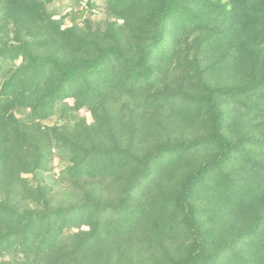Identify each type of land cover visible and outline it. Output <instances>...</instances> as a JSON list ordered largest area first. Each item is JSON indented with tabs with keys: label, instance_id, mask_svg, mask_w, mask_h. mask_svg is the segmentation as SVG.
I'll return each mask as SVG.
<instances>
[{
	"label": "trees",
	"instance_id": "16d2710c",
	"mask_svg": "<svg viewBox=\"0 0 264 264\" xmlns=\"http://www.w3.org/2000/svg\"><path fill=\"white\" fill-rule=\"evenodd\" d=\"M0 264H264V0H0Z\"/></svg>",
	"mask_w": 264,
	"mask_h": 264
},
{
	"label": "rangeland",
	"instance_id": "374dc122",
	"mask_svg": "<svg viewBox=\"0 0 264 264\" xmlns=\"http://www.w3.org/2000/svg\"><path fill=\"white\" fill-rule=\"evenodd\" d=\"M236 108H237L236 105L230 106V112H233ZM81 113L88 118V121H91L92 120L90 113H88L87 111L83 110V111H81ZM52 165H53V169L51 171V175H52L53 179H57V176L59 175V172H60L61 167H62L59 164V159L58 158H55ZM28 176L31 177L32 174H29Z\"/></svg>",
	"mask_w": 264,
	"mask_h": 264
}]
</instances>
